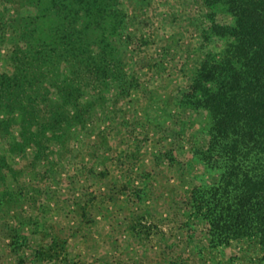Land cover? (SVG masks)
Masks as SVG:
<instances>
[{
    "label": "rangeland",
    "instance_id": "1",
    "mask_svg": "<svg viewBox=\"0 0 264 264\" xmlns=\"http://www.w3.org/2000/svg\"><path fill=\"white\" fill-rule=\"evenodd\" d=\"M11 3L0 0V14L10 15L3 5L19 9ZM113 8L125 17L115 42L128 75L103 102L83 97L89 119L65 128L49 163L32 151L9 159L18 178L9 172L0 183V264H264L258 238L216 241L194 202L220 177L195 152L206 144L208 114L180 108L204 55L224 45L203 37L208 8L202 0Z\"/></svg>",
    "mask_w": 264,
    "mask_h": 264
},
{
    "label": "trees",
    "instance_id": "2",
    "mask_svg": "<svg viewBox=\"0 0 264 264\" xmlns=\"http://www.w3.org/2000/svg\"><path fill=\"white\" fill-rule=\"evenodd\" d=\"M7 1L19 9L3 5L10 15L0 14V43H12L0 73V183L9 172L18 178L11 157L32 151L49 163L65 128L89 119L83 97L103 102L108 86L128 75L115 42L125 22L115 0ZM202 2L204 39L224 45L204 55L180 108L208 114L206 144L195 152L220 177L194 192L195 206L206 210L216 241L253 237L264 245V0Z\"/></svg>",
    "mask_w": 264,
    "mask_h": 264
}]
</instances>
